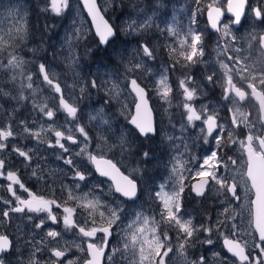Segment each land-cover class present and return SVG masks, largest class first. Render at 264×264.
<instances>
[{
  "label": "snow or ice",
  "instance_id": "6c2138e0",
  "mask_svg": "<svg viewBox=\"0 0 264 264\" xmlns=\"http://www.w3.org/2000/svg\"><path fill=\"white\" fill-rule=\"evenodd\" d=\"M79 2L92 24L86 32L83 25L75 26L73 21L74 27L63 36L61 48L68 51L64 62L66 72L72 74L71 82L66 72L46 57L37 63L19 54L30 37L26 18H16L13 27L0 35V189L6 188L11 197L0 196V264H13L23 254L22 249L31 252L28 264H40V253L48 254L50 264H77L81 259L82 264H169L170 254L184 258L185 264H210L204 253L189 260L187 250L200 243L211 251L216 235L222 238L229 255L212 251L211 264H264V63L253 56L256 52L264 57V0H227L226 5L221 0H192L194 8L189 9L186 25L175 17L162 28L156 25L165 37L167 60L145 36L153 27L152 16H138L117 26L103 14L109 7L114 10L117 0H107L106 6L98 0ZM70 9L71 0H44L40 9L43 25L38 28L42 39L45 34L49 41L59 35ZM204 13L217 33L214 51L220 72L208 58L206 36L199 30V16ZM246 20L253 22L251 30L238 35ZM93 28L97 47H104L108 63L94 66L95 71L93 66H85V75L74 52L88 41ZM121 33L135 40L131 51L127 43L119 42ZM29 51L36 54L40 49ZM88 51L95 54L90 46ZM222 55L227 59H220ZM52 56L54 60L55 51ZM158 58L159 67L154 72ZM110 64L115 65V71H108ZM199 66L204 67V73L203 80L198 81L194 70ZM178 71L177 93L171 77ZM138 73L148 82L142 83ZM37 80H42V85L36 84ZM218 84L223 103L197 104L202 92L207 94L209 86ZM43 86L49 94L43 93ZM93 91H102L107 97L102 106H82V101H91ZM150 92L161 106L167 105L166 115L170 116L177 96L180 102L176 106L182 109L178 128L171 118L168 121L172 131L164 135L175 153L168 181L158 186L147 176V166L155 161L153 142L159 132ZM122 96L131 98L134 114L125 111L127 103L118 114L105 107L113 100L119 104ZM248 100L258 104L255 119L251 112L242 110ZM4 102H11L10 107L5 109ZM89 107L93 110L87 113L85 124L84 113ZM220 108L226 110L230 123L222 121ZM22 110L27 112L23 118L17 115ZM59 113L64 114L62 122L57 121ZM120 116L131 129L120 125ZM27 140L34 144L20 142ZM204 145L208 147L200 160L193 152ZM45 146L53 150L51 155L59 162L58 178L67 192L66 199L39 195L23 180L21 167L48 186L45 164L41 163L47 162ZM233 152L238 155L230 154ZM109 153H118L121 159L114 161ZM125 156L136 158V166L127 174L121 168ZM95 176L111 182L107 190L104 180L90 184ZM209 192L218 198V215L214 222L208 215V223L194 224L186 209V196L199 202L207 199ZM17 220L27 224L25 228L17 224L10 235L8 229ZM48 222L62 224L64 231L72 232L80 242L61 246L62 233L46 228ZM40 232L45 234L37 239ZM116 236L119 239L113 246L111 241ZM72 246L83 254L81 258L69 257Z\"/></svg>",
  "mask_w": 264,
  "mask_h": 264
},
{
  "label": "rangeland",
  "instance_id": "374dc122",
  "mask_svg": "<svg viewBox=\"0 0 264 264\" xmlns=\"http://www.w3.org/2000/svg\"><path fill=\"white\" fill-rule=\"evenodd\" d=\"M227 0H221L222 4L225 5ZM98 3L101 5L106 6L107 0H98ZM44 6V0H0V35L7 32L10 28L13 27L14 20L18 17H24L27 19L28 13L31 10H36V14L43 18V14L40 12V9ZM194 8V5L192 3V0H163L162 3H158V0H117L115 4V8L109 7L107 12L103 13L105 17H107L108 14H110L111 23L116 24L117 26L124 24L125 22L130 21L131 19L139 17H143L145 15L152 16L153 17V27L145 34L146 38L148 39L149 43H151L154 47L163 48L165 44V37L163 38L159 28L156 27V25H159L160 28L164 27L165 23L171 22L173 17H175L176 21L179 23H182L184 25L187 24L188 16L190 15L189 9ZM143 9V11H141ZM154 9H158L157 11H153ZM124 12V14L119 16L120 12ZM66 19L62 20L63 27L59 29V35L49 41L47 39V34H45L44 38L42 39L39 37L40 31L38 30L39 27H42L40 24H34V23H28L30 28V37L29 42L27 46L23 47V51H21L19 54L26 60V61H33L36 60L37 63L44 62L43 58L46 57L48 62H51L57 66L59 70L62 72H66L65 69V62L64 57L68 55V51L66 48H61V44L63 43V36L65 35L66 31H71L74 27L73 21H75V26L83 25L84 30L87 32L89 27V24L82 13L81 8L79 7L76 0H71V9L68 13L65 14ZM109 16V15H108ZM28 21V20H27ZM43 23V19H42ZM253 22L251 20H246L244 22V27H242L238 33V35H246L248 31L251 30L250 25ZM33 24V25H32ZM199 30L205 33L206 41H207V52H208V58L212 61V63L215 65L218 72H220L219 64L216 63L217 56L214 51L215 43L217 40V36L213 34H209L206 30V25L204 21V14L199 16ZM169 40L171 38H168ZM119 42L127 43L129 45V51L133 47H135V40L132 37H125L123 33L120 34L118 37ZM88 46L91 47L92 52L95 54L93 55L88 51ZM245 47L247 45L245 44ZM30 48H39L40 51L36 54H33V52L29 51ZM98 47L96 40L94 39L92 33L89 35V39L86 43H81L79 48L75 50L74 55L79 57V60L81 61V66L83 67V74H87L88 67L85 66H93L92 70L95 71L94 66H98L100 64H106L108 63V57L106 52L102 54L103 60L100 61L98 58ZM56 52V57L53 60L52 52ZM235 54V53H233ZM253 56L257 58L261 63H264V57H259L258 53L253 52ZM220 59L226 60V55H222ZM230 63V62H229ZM28 70L32 68V64L29 63L27 66ZM158 68V63L156 62V65L153 66V71L155 72ZM198 68H204L203 66H199ZM115 65H109L108 71H115ZM138 79L142 83H147L148 81L145 79L143 75H140L139 73ZM221 76H223V73H220ZM67 79L69 82L72 80V74L66 72ZM238 78V77H236ZM34 76V80H35ZM42 80H37L36 84L42 85ZM34 84V87L36 86ZM9 89L11 88V84H9ZM43 93L49 94L47 86H43ZM54 95V94H53ZM76 95L79 96V91L77 89ZM126 95V94H125ZM151 99H150V107L153 108V115H154V121L156 122V125L159 129L158 135L154 138L153 147L155 149V161L147 166V176L151 177L155 184L158 186L161 182L168 181V178L170 176V160L171 157L174 155L175 150L170 145V143L165 138V132H168L171 134V126L169 125L168 121L169 118L173 120V122L176 123L177 128L179 127V111L175 106H172V108L169 110L170 116L166 115L164 113V109L161 108L160 102L158 98L150 92ZM107 99V97L104 96V93L101 91L100 93H96L93 91L91 101H82L81 104L86 105L91 103L95 108H99L102 106L103 101ZM58 102V101H57ZM127 103L129 105L128 109H125V111H131L132 110V101L131 98L125 99L123 96L121 97V101L118 104L115 100L112 101L110 106L108 107V110L112 114H118L121 106L123 104ZM11 102H4V108L7 109L10 107ZM167 107V105H166ZM243 110L246 112H251L253 119L257 116V111L255 107H253L252 103H246L245 106H243ZM28 109L31 110V104H28ZM93 108L89 107L85 109L84 113V123L87 124V113L92 111ZM223 111H226L224 108H222ZM222 111V112H223ZM25 111L19 112L17 115L21 117V113ZM27 113V112H25ZM2 111H0V115H2ZM223 114V113H222ZM228 114V113H227ZM224 115V114H223ZM230 118V116H229ZM227 115V121L226 123H230ZM64 120V114L59 113L57 117L58 122H62ZM119 123L120 125L127 126V121L124 119L123 116L119 117ZM259 127V124L257 125ZM131 129V128H130ZM89 131L93 137L96 136L95 131L89 127ZM54 139V137H53ZM82 139V138H81ZM29 145H33L34 142L30 140ZM74 150L76 149V146H71ZM208 146H197L194 149L193 154L199 156L200 160L203 159V155L205 154L206 148ZM46 149V146H45ZM233 155H238L237 153L233 152L230 153ZM110 156L114 159V161H119L121 159L120 155L117 153L115 155H112L109 153ZM136 158L134 157H124V163L121 165L122 171H124L126 174L131 170L132 167L135 165ZM189 167H192L193 165H188ZM143 167V166H142ZM231 174V173H230ZM96 179H90V184L94 183ZM191 181H189L190 183ZM63 183H69L67 180H63ZM105 190H107V185L105 186ZM169 187H171V182H169ZM87 191V188L84 189ZM241 195H243V192L241 191ZM67 198V192L63 191V199ZM142 200L146 199V196L141 197ZM193 200V199H192ZM191 201V196H186V209L191 214L193 218L194 224L199 225L200 223H208V215H211L213 217V222L215 217L218 215V212L213 209V207H219L218 198L217 196L209 192L207 199H202L201 201L197 202V200ZM214 201L217 203L214 204ZM70 204L74 206V202L69 201ZM79 211H83L82 209ZM207 212V215L205 214ZM99 219V217H97ZM240 221L238 220V223ZM243 227V224L241 225ZM115 241L117 242L119 237H114ZM222 238H220L218 235L214 236V245L211 248V251H206V248L208 246L202 245L200 243H197L194 247H189L187 250L188 259L191 260L193 257H198L202 253L206 254L209 257V262L211 264V261L213 259L212 257V251L219 252L224 256H227L225 251L221 248L220 242ZM190 252V254H189ZM23 254L20 255V264H28L30 253L28 252H22ZM169 260V264H185L184 258L179 257L178 255L173 256ZM118 264H127L126 261H118ZM225 264H230V262L226 261Z\"/></svg>",
  "mask_w": 264,
  "mask_h": 264
},
{
  "label": "flooded vegetation",
  "instance_id": "af4514ba",
  "mask_svg": "<svg viewBox=\"0 0 264 264\" xmlns=\"http://www.w3.org/2000/svg\"><path fill=\"white\" fill-rule=\"evenodd\" d=\"M207 30V29H206ZM209 33V32H208ZM210 34V33H209ZM215 36H217V34H213ZM164 38V36H162ZM104 50V49H103ZM162 54H163V58L165 60L168 59V54L166 51L163 50V48L161 47L160 48ZM157 63H158V67H159V63H160V60L158 58L157 60ZM183 71V70H181ZM203 73H204V68H196L194 70V74L197 78V80H203ZM222 77V76H221ZM180 78V71H178L177 73L173 74L172 77H171V80L173 82L174 85H177V82H178V79ZM237 80L239 78H236ZM206 83V81H205ZM177 93L179 91L178 89V85H177ZM159 100V99H158ZM160 102V101H159ZM180 102V97L177 96V98L173 101V106H175L177 108V104ZM207 103L209 104L210 106H217L218 104L220 103H223L222 101V88L219 86V84L213 88L212 86H209L208 88V91H207V94H204L202 92L201 94V98L200 100L197 101V104L199 103ZM252 103L250 100L248 101H245L241 107L245 106L246 103ZM253 104V103H252ZM161 105V104H160ZM254 106V105H253ZM164 107H166V105L164 106H161V108L164 109ZM244 108H242L243 110ZM256 109V108H255ZM177 110L180 112L182 109L180 108H177ZM220 113H221V119L223 122L226 123L227 121V112L226 111H223L222 108L219 109ZM223 111V112H222ZM257 111V110H256ZM224 115H223V114ZM27 113L23 112L21 113V118H23L24 116H26ZM19 117V116H18ZM228 118H229V115H228ZM229 121H230V118H229ZM21 143H27V144H30V140H27V141H20ZM46 150V153H47V162L45 163V161H41L42 164H45V168H46V176H47V187L45 186V182L44 181H37L35 178L31 177L29 174H27V172H25V170L21 167V172L23 173V180L24 182L26 183V185L35 193L39 194V195H43L45 197H52L54 194L55 196L60 199V198H63V190H62V187H61V183H62V180L60 178H58L59 176V169H58V164L59 162L55 160V156L54 155H51V153L53 152L52 149H45ZM56 152H59V149H56L55 150ZM89 167H91L89 165ZM96 180H104L102 178H98L97 176H95ZM105 181V180H104ZM6 183V182H4ZM191 183V182H190ZM109 183L105 181V186L108 185ZM18 194L23 196V197H27V193H23V192H19L18 191ZM0 196H5L7 198H11L8 196L7 194V191H6V188L4 189H0ZM191 196V195H190ZM197 200L196 198L192 197L191 196V201H187L188 203L189 202H192L193 200ZM201 201V199L199 200ZM216 207H213V209H215ZM55 211H59V210H55ZM79 211V210H78ZM194 223V222H193ZM17 224H19V226L21 228H25L27 222L25 221L24 223H21L20 221H15L13 223V226L12 228H9L8 231H9V234L11 235L13 230L15 229V227L17 226ZM56 228L58 231H60L62 233V237L63 239H61L60 241V244L61 246H63L65 244V242H67L69 245H73V242L75 243H79L80 240L78 237L74 236L72 234V232H66L64 231L63 229V225H52L51 222H48L47 225H46V228ZM2 230V229H0ZM33 235H35V232L32 233ZM44 232H40L39 235L37 236V239L40 238V236H44ZM222 241V240H221ZM112 245H116V241L115 239L113 238L112 241H111ZM220 245H221V242H220ZM86 247V245H85ZM222 248V247H221ZM28 252L30 253L31 255V252L30 250H27V249H22V252ZM190 254V252H189ZM42 259H41V262L40 264H50L49 260H48V254L46 253H40L39 254ZM82 253L76 249L74 246H72L70 248V252H69V257L74 259V260H77V258H81L82 257ZM13 264H20V256H17L14 260H13ZM77 264H82V259L81 260H78Z\"/></svg>",
  "mask_w": 264,
  "mask_h": 264
},
{
  "label": "water",
  "instance_id": "95a60500",
  "mask_svg": "<svg viewBox=\"0 0 264 264\" xmlns=\"http://www.w3.org/2000/svg\"><path fill=\"white\" fill-rule=\"evenodd\" d=\"M76 1H77V3H78L79 7L81 8L82 13L84 14V16H85V18H86V20H87V22H88V24H89V27L91 28V24H92V22H91V18L88 17L87 12L83 10V4H81V3L79 2V0H76ZM226 3H227V1H226ZM226 3H225V5H226ZM227 15H228V14H227V12H226V8H225V16L227 17ZM204 21H205V25H206V29H207V31H208L210 34H217V33H215V32L211 29V27L209 26L206 13H204ZM91 33H92L94 39L96 40V43L98 44V38L95 37V30H94V28L91 30ZM99 48H100L101 50L104 49L103 46H99ZM250 101H251V102L253 103V105L255 106V108H256V110H257V115H258V104H257V102H256L255 100H250ZM131 112H132L133 114L135 113V107H134V105H132V110H131ZM153 118H154V115H153ZM128 126H129L130 128H132L131 125H128ZM133 131H134V129H133ZM245 159H246V157H245ZM97 177H98V176H97ZM98 178H100V177H98ZM102 179H104V180H105L106 182H108L109 184L111 183L110 181H107L106 178H102ZM221 247H222V249L225 251V253H226L227 255H229V254L226 252V249H224V247H223V240L221 241Z\"/></svg>",
  "mask_w": 264,
  "mask_h": 264
},
{
  "label": "trees",
  "instance_id": "16d2710c",
  "mask_svg": "<svg viewBox=\"0 0 264 264\" xmlns=\"http://www.w3.org/2000/svg\"><path fill=\"white\" fill-rule=\"evenodd\" d=\"M36 10H31L29 11L28 13V16H27V20H28V23H34V24H40V25H43L42 23V19L40 16H38V14L35 13ZM124 14V12H120L119 13V16ZM109 15V16H108ZM107 17H105L106 19H108L109 21H111V17H110V14H108ZM33 25V24H32ZM39 37H41V35L39 34ZM105 51L104 50H101L100 48L98 49V56H99V60L102 61L103 58H102V54L104 53ZM104 61V60H103Z\"/></svg>",
  "mask_w": 264,
  "mask_h": 264
},
{
  "label": "bare ground",
  "instance_id": "6f19581e",
  "mask_svg": "<svg viewBox=\"0 0 264 264\" xmlns=\"http://www.w3.org/2000/svg\"><path fill=\"white\" fill-rule=\"evenodd\" d=\"M107 64V63H106Z\"/></svg>",
  "mask_w": 264,
  "mask_h": 264
}]
</instances>
